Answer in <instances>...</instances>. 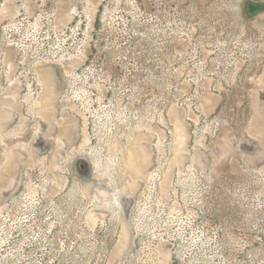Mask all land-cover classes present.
<instances>
[{
    "label": "rangeland",
    "instance_id": "rangeland-1",
    "mask_svg": "<svg viewBox=\"0 0 264 264\" xmlns=\"http://www.w3.org/2000/svg\"><path fill=\"white\" fill-rule=\"evenodd\" d=\"M0 264H264V0H0Z\"/></svg>",
    "mask_w": 264,
    "mask_h": 264
},
{
    "label": "clouds",
    "instance_id": "clouds-1",
    "mask_svg": "<svg viewBox=\"0 0 264 264\" xmlns=\"http://www.w3.org/2000/svg\"><path fill=\"white\" fill-rule=\"evenodd\" d=\"M113 203H116L117 207H119L118 200L116 199V194H114Z\"/></svg>",
    "mask_w": 264,
    "mask_h": 264
}]
</instances>
